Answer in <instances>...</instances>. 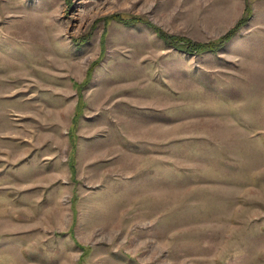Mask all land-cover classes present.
Returning a JSON list of instances; mask_svg holds the SVG:
<instances>
[{"label": "rangeland", "instance_id": "rangeland-1", "mask_svg": "<svg viewBox=\"0 0 264 264\" xmlns=\"http://www.w3.org/2000/svg\"><path fill=\"white\" fill-rule=\"evenodd\" d=\"M0 264H264V0H0Z\"/></svg>", "mask_w": 264, "mask_h": 264}, {"label": "trees", "instance_id": "trees-1", "mask_svg": "<svg viewBox=\"0 0 264 264\" xmlns=\"http://www.w3.org/2000/svg\"><path fill=\"white\" fill-rule=\"evenodd\" d=\"M119 19L121 18L119 17ZM247 21L248 19L246 20L245 18H242L238 22V24L233 29H231L226 35L216 41L208 43H199L184 37L168 35L161 29L155 26L152 27L154 28V32L167 44L172 45L178 50L185 51L186 53L193 55L206 52H217L221 50L237 36L239 30L247 23ZM128 23L129 22H126V24Z\"/></svg>", "mask_w": 264, "mask_h": 264}]
</instances>
